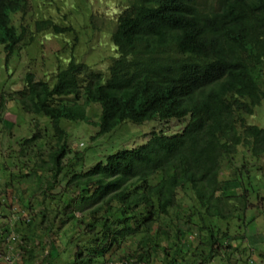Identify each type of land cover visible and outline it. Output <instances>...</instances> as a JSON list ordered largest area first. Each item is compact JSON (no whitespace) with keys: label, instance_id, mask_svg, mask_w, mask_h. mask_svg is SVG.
<instances>
[{"label":"trees","instance_id":"1","mask_svg":"<svg viewBox=\"0 0 264 264\" xmlns=\"http://www.w3.org/2000/svg\"><path fill=\"white\" fill-rule=\"evenodd\" d=\"M79 1L86 0L69 4ZM205 1L126 0L115 13L110 38L117 55L107 72L77 61L72 46L66 64L54 53L49 77L28 71L8 95L37 121L8 163L0 151L7 172L0 179V264H208L216 255L215 226L207 223L230 216L229 199L218 195L229 180L220 176L223 163L240 173L264 153V127L248 122L264 102V0H212L204 8ZM30 7L31 0H0L6 64L38 33H75L74 25L42 16L22 23ZM4 102L1 95L0 113ZM93 104L100 109L97 137L125 122L184 125L170 134L153 128L142 145L107 153L89 167L79 151L63 162L71 149L62 122L90 123ZM49 125L54 148L47 160L29 164L26 148L42 126L48 136ZM15 157L28 159L19 167ZM238 157L243 162L235 167ZM7 189L29 191L19 197L26 215L12 209V222L2 215ZM189 192L196 203L182 214L177 202ZM233 197L235 207L241 200L248 206L243 194ZM194 211L201 217L193 247L187 231Z\"/></svg>","mask_w":264,"mask_h":264},{"label":"rangeland","instance_id":"2","mask_svg":"<svg viewBox=\"0 0 264 264\" xmlns=\"http://www.w3.org/2000/svg\"><path fill=\"white\" fill-rule=\"evenodd\" d=\"M69 2L70 0H31L32 10L29 15L25 14V18L21 16V21L24 23L26 20L31 19L33 25V21L42 16L51 18L54 22L63 26L74 25L75 33L56 34L50 30L38 33L35 35L34 41L31 44L24 45L20 55L12 56L7 64L3 48H0V97L3 95L5 100L0 113L1 119H3L0 121V151L6 159V163L10 161L8 156L12 155L11 151L19 152L22 147L20 145L22 140L28 135L31 128H35L34 121H37L33 115L25 114L16 101L10 100V96H8L24 85L23 78L28 71H32L37 79H42L43 75L49 77L56 68L54 53L58 54V63L61 61V63L66 64L72 53V46L76 47L74 55L77 61L84 62L95 70L107 72L112 58L117 55L110 35L115 23V13L121 4L126 3V0H86L84 2L79 1L78 5L73 6H70ZM212 4V0H206L203 7L207 8ZM77 9H87V11L73 12ZM69 11L73 13H68ZM89 14L92 15L90 20ZM18 21H20V15L15 17V22L18 23ZM87 114L91 119L90 123L62 122L65 131L68 133L66 142L71 149V152L64 157L63 162H67V158L72 157L74 152L79 151L83 152L86 159L84 167H89L107 153L142 145L146 142L153 128L159 130L164 126V132L170 134L180 130L184 125L179 121H169L168 123L146 122L143 124L125 122L113 131L97 137L95 136L97 127L93 125V122L98 120L100 109L93 104L87 109ZM248 122L264 127V102L256 107L255 114L249 117ZM46 130L48 136L44 134L42 126V129L39 130L40 137L32 142L30 147L26 148V156L33 155L29 164L33 165V161L41 163V158L47 160L48 152L54 148L55 138L51 136L50 125ZM18 139L19 141H17ZM239 155L241 156L240 152ZM22 159L26 163L28 158ZM22 159L14 158L19 167L20 163H23L19 162ZM252 161L250 166L244 164L245 167L239 169L242 172L239 173L236 169L235 174H233L234 165L228 163L224 166L225 163H223L220 176L222 179L229 180L226 183H221L222 187L225 188L218 195L229 199V206L226 207V210L230 213V216L224 218L215 215L210 218L209 222L206 219L207 217L205 218L211 228L215 226L213 234L218 239L215 250L213 249L216 255L210 259L211 261L208 264H264V153H261L259 158ZM241 162H243L242 159L238 157L235 161V167H240ZM36 172L40 173L39 171ZM5 176L7 177V172L0 166V179L4 180ZM234 178L237 179V184L234 183ZM21 185L26 186L25 184ZM236 185L238 187H235ZM231 188L235 192H231ZM28 192L25 191L21 194L11 189L4 191L6 196L2 202L6 203L8 209L6 211L8 212L2 215L7 216L6 219L10 222L14 219V215L10 210H20L21 201L19 197L20 195L28 196ZM239 193L247 198L248 206L245 208L242 206V200L241 206L239 208L235 207L236 203H234L235 198L233 195ZM194 203H196V200L189 192L185 197L178 199L176 209H180L181 213L183 211H186V213L192 212L188 209L193 210ZM40 208L41 206L37 205L36 211ZM174 210L172 209L173 213ZM20 212L22 213L21 217H24L27 213L21 210ZM200 217L201 214L194 211L193 220L197 223L194 222L193 225H189L187 231V233H192L190 243L193 247L200 240L198 231ZM1 223L2 219H0ZM177 240L178 238L172 233L170 243L174 245L173 242ZM228 245L230 246L228 247ZM150 264L161 263H154L151 260Z\"/></svg>","mask_w":264,"mask_h":264}]
</instances>
